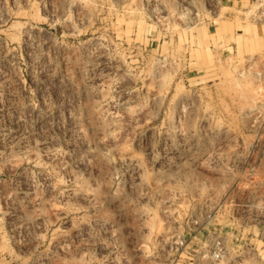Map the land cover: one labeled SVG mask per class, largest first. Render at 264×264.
<instances>
[{
    "label": "rangeland",
    "instance_id": "obj_1",
    "mask_svg": "<svg viewBox=\"0 0 264 264\" xmlns=\"http://www.w3.org/2000/svg\"><path fill=\"white\" fill-rule=\"evenodd\" d=\"M0 264H264V0H0Z\"/></svg>",
    "mask_w": 264,
    "mask_h": 264
}]
</instances>
